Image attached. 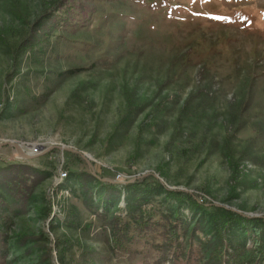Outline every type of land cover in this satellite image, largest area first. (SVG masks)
Wrapping results in <instances>:
<instances>
[{
    "label": "rangeland",
    "instance_id": "1",
    "mask_svg": "<svg viewBox=\"0 0 264 264\" xmlns=\"http://www.w3.org/2000/svg\"><path fill=\"white\" fill-rule=\"evenodd\" d=\"M212 205L264 237V0H0V264H215Z\"/></svg>",
    "mask_w": 264,
    "mask_h": 264
},
{
    "label": "trees",
    "instance_id": "2",
    "mask_svg": "<svg viewBox=\"0 0 264 264\" xmlns=\"http://www.w3.org/2000/svg\"><path fill=\"white\" fill-rule=\"evenodd\" d=\"M3 182H5L6 186L9 187V190L12 194L18 196V192L20 188L16 186V182L12 184L11 180L8 178H3ZM108 188H124L129 187L130 185H120V184H107ZM167 197H178V196H187L186 193L182 191H174V190H166ZM132 205H128V209L130 210ZM213 208V215H214V224L211 225V228L216 233L218 240V244L216 247L213 248L214 251L224 254H220V259L215 264H264V237L263 233H261V237L259 236V226L257 223H260V219L257 218H247L233 212L231 210L224 209L222 207L212 205ZM132 213H129L131 216ZM118 216V215H117ZM117 218V217H116ZM136 224L140 223V221L136 220ZM235 224L242 225L246 230L245 234H248V230H252L254 235L251 237V243L246 246L244 243L238 244L236 247H233L230 251V243L228 240V235L230 233V228ZM228 225L231 227L229 228ZM121 228H117V231L120 234L125 233L127 234V226L121 225ZM124 228V230H123Z\"/></svg>",
    "mask_w": 264,
    "mask_h": 264
},
{
    "label": "built area",
    "instance_id": "3",
    "mask_svg": "<svg viewBox=\"0 0 264 264\" xmlns=\"http://www.w3.org/2000/svg\"><path fill=\"white\" fill-rule=\"evenodd\" d=\"M62 168V167H61ZM67 176V171H58V176L55 182V185L61 184V181Z\"/></svg>",
    "mask_w": 264,
    "mask_h": 264
},
{
    "label": "water",
    "instance_id": "4",
    "mask_svg": "<svg viewBox=\"0 0 264 264\" xmlns=\"http://www.w3.org/2000/svg\"><path fill=\"white\" fill-rule=\"evenodd\" d=\"M17 148L19 147V145H15ZM19 149V148H18ZM19 151H20V153L22 154V155H24L26 158H29L30 156H31V154H29V153H23V151H22V149H19ZM88 164H89V166H91V163H89L88 162ZM96 166V169H97V172H100L101 171V168L98 166V165H95ZM113 182V181H112Z\"/></svg>",
    "mask_w": 264,
    "mask_h": 264
},
{
    "label": "bare ground",
    "instance_id": "5",
    "mask_svg": "<svg viewBox=\"0 0 264 264\" xmlns=\"http://www.w3.org/2000/svg\"><path fill=\"white\" fill-rule=\"evenodd\" d=\"M16 145V144H15ZM18 145V144H17ZM19 149H22V147H18ZM37 149H39V145H36V146H34V147H32V150L30 151V152H32V151H34V150H37Z\"/></svg>",
    "mask_w": 264,
    "mask_h": 264
}]
</instances>
